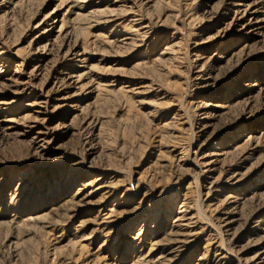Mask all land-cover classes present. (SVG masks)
Here are the masks:
<instances>
[{
    "label": "rangeland",
    "instance_id": "1",
    "mask_svg": "<svg viewBox=\"0 0 264 264\" xmlns=\"http://www.w3.org/2000/svg\"><path fill=\"white\" fill-rule=\"evenodd\" d=\"M79 1L0 0V107L10 112L0 111V264H159V246L189 212L202 234L175 264H217L213 246L229 253L226 264H250L264 238L245 234L264 220V29L241 33L247 18L224 14L226 0H123L113 16L108 0ZM53 11L61 23L38 43ZM148 24L151 38L140 30ZM47 44L53 55L38 68ZM71 52L85 54L75 69L84 77L64 85ZM200 72L222 75L206 90L217 97H205ZM22 75L50 96L34 130L25 123L36 97L12 83ZM210 111V134L197 138L191 126ZM43 128L49 137L38 147ZM198 149L204 170L217 169L208 184L254 168L247 191L222 185L203 204L190 164ZM103 184L110 200L99 191L94 205L67 202ZM234 196L240 219L228 235L218 218Z\"/></svg>",
    "mask_w": 264,
    "mask_h": 264
},
{
    "label": "bare ground",
    "instance_id": "2",
    "mask_svg": "<svg viewBox=\"0 0 264 264\" xmlns=\"http://www.w3.org/2000/svg\"><path fill=\"white\" fill-rule=\"evenodd\" d=\"M108 1L113 3L112 5H110V7L112 9H110V11H108L109 14L111 13V15L113 16V13H114V10H115L114 7L117 4L122 3L123 0H115V1L114 0H108ZM79 3L81 4V3H85V2H84V0H81V1H79ZM101 3H103V2H99V3H96V4H101ZM85 7H86V5H85ZM120 8H122V7H120ZM83 9H84V7H83ZM132 9H133V7H132ZM132 9L130 8L129 12ZM98 11L101 12L102 10L98 9ZM229 11H234L235 15H242V18H245V17L247 18L248 22L245 23L242 26V28L240 29V32L243 33L244 35H246L247 37H249V38L250 37H254V36L258 35L259 32H261L264 29V0H226V3H225V5H224V7L222 9V12L225 14V13H227ZM59 14H60L59 11H53L51 13V15H53V18H54V19L52 18L53 20H51L52 21V25H49V28L47 30H45V32L43 34H41V35L36 37V39H37L36 41L38 43L39 42L41 43L44 40H50L51 34L54 33L56 31V28H57V27H53V26H55L57 23L60 22V21L57 20ZM94 14H91V15H94ZM99 14H102V12L99 13ZM118 14H119V11H118ZM126 15H127V13H126ZM119 16H120V14H119ZM97 21H99V20H97ZM107 22H109V21H107ZM110 24L111 23H109V25ZM117 25H119V23ZM140 30H145V35H147L150 38L152 36H155L152 32L151 33L149 32L151 30L150 24L141 26ZM49 47L50 46L48 45V48H45L47 50H41L42 51V53H40L41 60L39 59V61L41 63L38 64V68H41L42 63L46 59H48L50 56L53 55V51L54 50H53L52 47H50V48ZM80 53L76 55L73 52H71L70 53L71 57H72V58H70L71 59V64L67 66V72L64 73V74L63 73L59 74V75H62V76L64 75L65 76L64 79L62 78L63 79L62 83L64 85H67V84L72 85V84H76V83H81V80L83 79L84 75L80 74L75 69L80 68L79 64H84L86 59H85V54H83V53L80 54ZM218 67H220V65H218ZM201 73L202 72H200L199 77L196 78V79L197 80H201V81H205L203 85L199 84V85H201L200 87L205 90V91H203L204 95H206L205 97L214 96L215 95L214 93L213 94L212 93L208 94V93H206V90H209L211 88V85L213 87L214 85L219 83L223 79L221 77L222 75L220 73H217L216 75H213L212 72L202 73V75H201ZM224 75H225V73H224ZM18 77L19 78H17L15 81L13 80L12 83H15L16 85L25 87V91H30L29 92L30 95H34L36 97L35 98L36 100L33 101V104L31 105L33 107V116L29 117V119L25 123V128L26 129L34 130V129L37 128V126L40 125V119L39 118H40V116H42V114L45 113L44 109H46V106H48V104H49V97L50 96L48 95V93H45L44 90L43 91L42 90L38 91V89H36L32 85L33 81H32L31 78L26 77L24 75L18 76ZM10 80H12V79H10ZM233 81H234V83L239 84L240 83V78H236V80H233ZM215 97H217V96L215 95ZM2 105H6V103H5L3 98H0V106L2 107ZM1 107H0V111H3V112L5 111L7 114L10 113L9 111L7 112V110H4V109L2 110ZM225 107H227V106L226 105L213 106L214 109H221V108H225ZM214 116H215V113L214 112L212 113V111L205 112L203 114V117L199 120V122H197L193 126H191V128L195 129V136L197 138H202V137L210 134L209 130L211 128V119ZM9 119L11 120V118H9ZM229 125L224 126V128L221 130L223 132H221V133H224V131L226 132L227 130H230V126ZM243 128H245V126H243ZM219 132L211 133L210 138L216 136ZM48 137H49V133H48L47 129L43 128V129L38 131L37 136L34 138V142H35L34 144L38 146V145H40V143H44L47 140ZM245 143H246L245 145L247 147L244 150H247V149L252 148L254 146V144L252 145L253 139L251 137L247 138ZM252 151H253V149H252ZM223 154L226 155L227 153L223 152ZM201 155H202V153L200 152V149H198L196 152H194L192 154V158H191V163L190 164L193 165L197 170H199V174L196 176V179H195L196 181L200 182V187L199 188H203L204 191L207 192L206 199L203 201V204L206 203L207 201H209L211 198H213V196H211V194H210V190L212 188H220V186H222V185L226 186V184H232L231 187H233V188H238V189L242 188L243 190H246V187L243 186V185L246 184V181H247V179L249 177H251L253 174H255L254 168H250L248 170H242V168H239V170H235L234 169V171H236V172L234 173V175H232V177H229L228 179L226 178L227 181H226L225 184H219L220 183V182H218L219 180H217V181L214 180V181H212V182H210L208 184V181H205L206 180L205 179L206 178L205 175L206 176L207 175H212L214 172H216L217 169H212L213 167H208L207 170H204V168H206L207 165H210V164H208L206 162H203L204 157H202ZM222 174H224V173L221 172L220 175H222ZM201 180L203 181V183H202ZM99 191L103 192V200L104 201H108L112 197H114V193H113L114 190L112 191V188L110 186H108L106 184H103V185H101L99 187L96 186V189L93 190V192L84 194V196H82L83 192H81L79 190L67 202L68 203L71 202L70 204L73 207H78L80 205V203H82V206H84V205H94L93 204L94 203L93 202V197H94L95 193H97ZM211 193H213V192H211ZM80 197H82V198L78 201V199ZM225 202L226 203L224 204L223 209L219 213V218H218L219 223L218 224H220V229L223 232H225L226 234L229 235L230 233L232 234V232H233L232 230H233L234 225L240 219V218L238 219V217H239L238 216V212H236V207L240 205V199L238 197L234 196V197H230ZM113 223L114 222H112V221H106L104 223V227L108 228V226L112 225ZM253 224L254 225L251 228H248L245 231L246 236H251L252 234H254V233H256V232H258L260 230H264V220L254 221ZM210 226H211V223H210ZM222 231H220V232H222ZM200 234H202V232L199 229V221H198V218L195 215H192L189 212L186 215H183V216L177 218V220L172 224L171 228L169 229L168 239L165 240V242H163L161 244V246H159L160 250H162V252H161L162 254L160 255L161 257L159 258V259H161L159 261V264H175L176 262H178L184 256L185 249L188 246V244H190L191 242H194L196 240V238L198 236H200ZM210 242H212V241H210ZM212 243H214V242H212ZM125 244L126 243H124V245ZM124 245H123V247H124ZM258 247H259L258 248V252H257V254L255 256H253V258L250 259V264H264V238L260 240V242L258 244ZM213 249L216 252V257H217V260H218V261H216L217 264H226L228 262V258H229L228 256H230L229 253L225 249H218L217 247H214V246H213ZM121 251L122 252L125 251L124 248ZM206 253H208V252H206ZM203 260L204 259L202 258V260H200V261H203Z\"/></svg>",
    "mask_w": 264,
    "mask_h": 264
}]
</instances>
